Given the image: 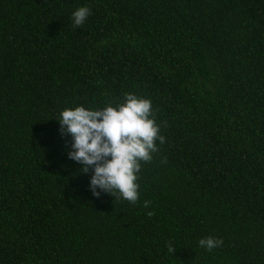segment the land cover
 <instances>
[{
	"label": "trees",
	"instance_id": "obj_1",
	"mask_svg": "<svg viewBox=\"0 0 264 264\" xmlns=\"http://www.w3.org/2000/svg\"><path fill=\"white\" fill-rule=\"evenodd\" d=\"M127 93L165 137L136 204L58 121ZM0 264H264V0H0Z\"/></svg>",
	"mask_w": 264,
	"mask_h": 264
},
{
	"label": "clouds",
	"instance_id": "obj_2",
	"mask_svg": "<svg viewBox=\"0 0 264 264\" xmlns=\"http://www.w3.org/2000/svg\"><path fill=\"white\" fill-rule=\"evenodd\" d=\"M90 15L87 6L78 8L72 13L74 26H82ZM124 99L116 107L109 104L98 110L84 106L63 110L58 120L59 132L61 136L72 137L67 155L82 165L79 171L86 174L91 169L89 188L93 196L99 198L103 192L116 198L118 193L136 204L141 161L150 162L152 153L158 151L156 141L163 144L165 137L160 134L150 99L132 93H127ZM150 204L151 201L145 200L142 206L147 209ZM147 215L155 213L148 211ZM222 245V238L209 236L199 240V246L207 251ZM167 248L169 253L176 252L171 242Z\"/></svg>",
	"mask_w": 264,
	"mask_h": 264
}]
</instances>
